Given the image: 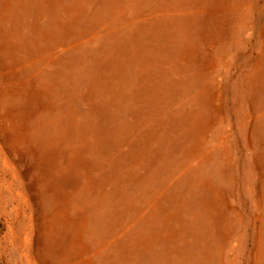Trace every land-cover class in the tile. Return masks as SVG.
Segmentation results:
<instances>
[{
    "label": "rangeland",
    "instance_id": "1",
    "mask_svg": "<svg viewBox=\"0 0 264 264\" xmlns=\"http://www.w3.org/2000/svg\"><path fill=\"white\" fill-rule=\"evenodd\" d=\"M0 264H264V0H0Z\"/></svg>",
    "mask_w": 264,
    "mask_h": 264
},
{
    "label": "bare ground",
    "instance_id": "2",
    "mask_svg": "<svg viewBox=\"0 0 264 264\" xmlns=\"http://www.w3.org/2000/svg\"><path fill=\"white\" fill-rule=\"evenodd\" d=\"M40 244V243H39Z\"/></svg>",
    "mask_w": 264,
    "mask_h": 264
}]
</instances>
